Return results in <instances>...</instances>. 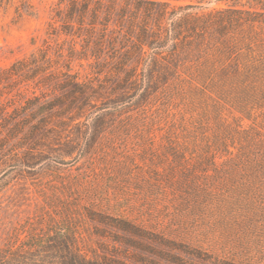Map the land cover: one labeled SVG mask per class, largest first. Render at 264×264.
I'll list each match as a JSON object with an SVG mask.
<instances>
[{"label": "trees", "instance_id": "16d2710c", "mask_svg": "<svg viewBox=\"0 0 264 264\" xmlns=\"http://www.w3.org/2000/svg\"><path fill=\"white\" fill-rule=\"evenodd\" d=\"M172 1L178 0H60L48 27L62 42L47 43L9 72L57 73L39 87L60 88L61 105L77 112L69 118H83L87 130L133 117L129 131L142 139L140 153L180 170L185 188L178 191L189 213L214 211L215 196H230L220 187L240 185V196L254 202L247 212L264 226V0H214L219 5L212 8ZM46 120L30 123V132ZM17 124V131L25 128ZM154 133L159 143L151 141ZM36 156L12 153L0 165L30 168ZM82 209L104 224L101 214ZM72 219L65 213L40 229L15 228L0 247V264H116L86 248ZM114 220L105 224L139 235Z\"/></svg>", "mask_w": 264, "mask_h": 264}, {"label": "rangeland", "instance_id": "374dc122", "mask_svg": "<svg viewBox=\"0 0 264 264\" xmlns=\"http://www.w3.org/2000/svg\"><path fill=\"white\" fill-rule=\"evenodd\" d=\"M59 1L0 0V163L12 153L21 160L31 153L38 158L29 162L30 168L0 165V247L21 225L40 229L41 223L69 213L86 248L116 264H264V226L247 212L254 202L240 196L242 186L220 187L230 196H215L224 204L212 203L214 211L189 213L178 191L185 188L177 177L180 170L171 171L160 158L140 153L143 141L129 131L133 117L87 130L83 118H69L77 112L61 105L60 88L39 87L43 78L57 73L34 78L10 74L14 63L39 56L47 43L54 48L62 42L64 36L48 27ZM197 1L208 8L219 5L214 0L172 3ZM59 78L54 81L61 82ZM26 102L34 108L23 110ZM40 120L45 125L30 132V123ZM17 121L25 128L17 131ZM151 139L160 141L156 133ZM83 207L101 214L104 224L83 217ZM114 219L132 225L139 235L105 224Z\"/></svg>", "mask_w": 264, "mask_h": 264}]
</instances>
